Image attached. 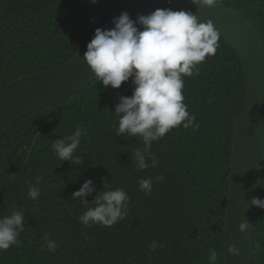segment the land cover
Here are the masks:
<instances>
[{"label": "trees", "instance_id": "obj_1", "mask_svg": "<svg viewBox=\"0 0 264 264\" xmlns=\"http://www.w3.org/2000/svg\"><path fill=\"white\" fill-rule=\"evenodd\" d=\"M130 1L0 0V87L69 63L95 29L107 27ZM221 3L244 13L264 38V0ZM218 43L215 55L184 78V103L199 127L180 126L153 142L155 168L138 170L132 153L143 148L142 141L115 134L114 109L120 96H131V78L119 89L95 80L56 104L53 113L36 110L0 130V217L25 211L19 245L0 251V264H209V249H215L217 264H225L235 124L247 85L234 48L221 36ZM81 126L87 135L75 153L80 165L62 162L52 143ZM148 177L153 187L145 195L138 181ZM85 179L96 189L86 197L89 206L103 179L124 189L127 216L111 227L84 226L79 217L87 208L71 196ZM30 185L40 189L35 200L28 198ZM46 233L57 244L55 252L41 250ZM153 241L158 246L150 251ZM255 264H264V210L258 207Z\"/></svg>", "mask_w": 264, "mask_h": 264}, {"label": "clouds", "instance_id": "obj_2", "mask_svg": "<svg viewBox=\"0 0 264 264\" xmlns=\"http://www.w3.org/2000/svg\"><path fill=\"white\" fill-rule=\"evenodd\" d=\"M97 2L90 0L93 4ZM168 2L171 3V0ZM191 3L211 8L219 5L221 0H191ZM112 22L114 27L111 29H95L83 59L95 80L102 82L105 89L109 86L119 89L122 82L131 78V96H120L114 109L118 117L115 134L142 141L143 148L134 150L132 162L138 170L144 171L159 164L151 151L153 142L180 126L185 130L199 127L194 123L196 117L188 112L184 103V78L194 75L207 57L215 55L220 34L211 20L200 22L190 10L158 8L147 15L138 14L136 20L125 11L114 17ZM86 135L87 130L81 126L72 135L56 139L51 147L57 158L80 165L81 157L75 153ZM162 179V175L157 176L155 182L159 183ZM36 183H39V178ZM102 184L103 190L91 200L93 206H89L86 199L96 192L92 179H85L80 189L72 193L71 198L79 200L87 208L79 217L84 226L111 227L128 214V193L122 188H113L107 179H103ZM152 187L151 177L138 181V189L145 195L151 193ZM40 194L38 187L29 186V199L35 200ZM251 205L264 210V199L254 197ZM24 220V210H13L9 215L0 217V251L19 245ZM248 227V221L239 224L241 232ZM42 239L45 244L41 250L46 246L48 251H56L57 244L48 238L47 233ZM157 246V242L153 241L149 250L155 251ZM227 252L236 256L240 254V249L230 245ZM208 259L209 264H217L215 249H209Z\"/></svg>", "mask_w": 264, "mask_h": 264}, {"label": "water", "instance_id": "obj_3", "mask_svg": "<svg viewBox=\"0 0 264 264\" xmlns=\"http://www.w3.org/2000/svg\"><path fill=\"white\" fill-rule=\"evenodd\" d=\"M190 10L200 22L212 21L220 36L235 50L246 77V101L242 115L235 124L228 208L226 215L225 264H255V219L257 207L251 205L260 198L264 180V38L256 24L239 10L223 3L215 7H197L191 0H134L125 4L122 12L136 20L156 9ZM120 15V14H119ZM118 15V16H119ZM114 27L111 22L104 29ZM85 47L69 63L48 71L25 76L0 87V130L9 123L36 110L49 108L93 83L95 77L86 65ZM248 221L245 232L239 224ZM230 245L240 249L233 256Z\"/></svg>", "mask_w": 264, "mask_h": 264}]
</instances>
